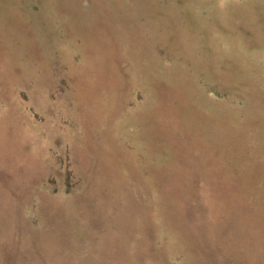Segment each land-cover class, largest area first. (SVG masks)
<instances>
[{
	"label": "rangeland",
	"instance_id": "374dc122",
	"mask_svg": "<svg viewBox=\"0 0 264 264\" xmlns=\"http://www.w3.org/2000/svg\"><path fill=\"white\" fill-rule=\"evenodd\" d=\"M0 264H264V0H0Z\"/></svg>",
	"mask_w": 264,
	"mask_h": 264
}]
</instances>
